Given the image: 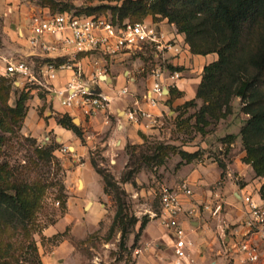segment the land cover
Segmentation results:
<instances>
[{"label":"rangeland","instance_id":"1","mask_svg":"<svg viewBox=\"0 0 264 264\" xmlns=\"http://www.w3.org/2000/svg\"><path fill=\"white\" fill-rule=\"evenodd\" d=\"M109 2L83 0L78 5L87 7ZM47 4L51 2L0 0V82H4L10 90L7 99L0 103V177L11 185L26 186L29 198L40 196L36 219L29 230L14 229L0 220V262L4 260L2 253H8L12 254L9 264H51L52 252L64 244L66 248L60 253H72L69 264H155L154 258L160 264H172L173 255L166 252L167 246L154 243V236L165 232L157 217L160 213L159 189L164 184L179 183L181 170L187 164L208 159L225 166V177L218 186L226 178L232 179L227 175V164L222 153L229 159V135L237 133L234 142L242 140L239 133L248 115L242 111L241 99L236 97L232 100V112L226 116H222L223 108H211L204 117L198 118L200 108L205 104L202 99H197L195 105L172 107L174 112L166 110L161 124L154 127L153 132L145 134V138L140 133V143L129 140L113 154H103L102 149L94 148L86 158L73 161L70 154L58 153L61 142L57 139L58 134L50 131L51 124L58 122L60 116L65 114L57 112L52 93L66 82L62 85L58 81L47 83L41 74L45 61L39 57H34L36 79L24 86L22 83L15 84L4 69L8 60L25 57V50L29 48L20 28L26 36L29 18L49 8ZM102 13L120 21L119 16L111 10ZM150 16L156 23L164 19L159 15ZM55 61L71 65L74 62L68 56L57 57ZM141 62L132 58L126 66L132 71ZM145 62L147 68L141 73L135 72V77L147 76L151 63L148 60ZM104 63L107 64V74H111V59H104ZM107 84L110 85V82ZM107 84L104 89L111 92V86ZM80 138L85 141L83 131ZM240 147L243 148V144ZM183 152L197 153V157L189 161ZM154 153L164 158L162 163L151 160ZM87 160L91 161L94 171H104L113 182L94 199L80 191L83 183L80 185L79 180L68 188L71 172L77 164L81 165ZM99 176L104 184L102 175ZM239 179L232 180L240 185V175ZM118 195L125 203L126 223L112 230ZM67 214V220H63ZM145 218L149 222L141 229V222ZM68 219L70 224L63 226L62 231L51 234V226L66 223ZM218 219L211 218L209 222L215 228L213 237L216 249L222 251L219 257L225 256L226 264H264V245L262 259L257 263H248L241 254L229 250L225 234L230 233L227 224L232 223L228 219ZM123 229H126L125 234ZM157 246L160 257L154 254Z\"/></svg>","mask_w":264,"mask_h":264},{"label":"built area","instance_id":"2","mask_svg":"<svg viewBox=\"0 0 264 264\" xmlns=\"http://www.w3.org/2000/svg\"><path fill=\"white\" fill-rule=\"evenodd\" d=\"M62 1L81 7L78 4L83 0ZM148 17L140 22L129 19L121 22L113 20L110 14L89 15L78 13L76 9L52 12L50 8H45L29 18L27 35L21 34L27 39L29 54L8 60L4 67L5 73L15 80V84L22 83L24 86L32 82L36 79L34 57L45 61L41 74L49 84H54L61 72L70 71L69 79L60 88H55L54 95L60 98L65 108H78L85 118H90L100 112L111 113L115 96L128 95L129 83L135 80V73L127 71L128 84L116 94H111L104 89L106 80L103 78L107 72L102 69L100 60L128 55L143 61L137 67L136 72L139 73L147 68L145 60L150 61L147 75L152 85L145 100L151 107L157 108L163 104V98L170 88L178 87L180 72L170 68L169 58L180 54L183 47L177 39L168 37L152 16ZM62 56L74 60L72 65L55 61ZM85 65H93L96 70L89 72ZM96 89H100V92H95ZM127 116L136 122L147 119L153 127L162 122V115L144 109L139 103L128 110ZM72 151L71 146L62 143L58 153L66 155ZM227 175L236 181L240 180L239 175L230 169ZM194 194V188L187 179L173 186L161 185L159 189L160 213L157 217L162 227L172 233V264H200L191 253L192 242L187 237L180 217L186 215L199 221L206 218L222 219L228 205L221 196L197 203ZM241 199L244 203V218L239 223H228L230 233L225 234V237L229 250L241 254L248 263H257L263 256L260 242H264V202L255 200L252 194H243ZM187 201L191 202L190 207L186 206Z\"/></svg>","mask_w":264,"mask_h":264},{"label":"trees","instance_id":"3","mask_svg":"<svg viewBox=\"0 0 264 264\" xmlns=\"http://www.w3.org/2000/svg\"><path fill=\"white\" fill-rule=\"evenodd\" d=\"M47 1L51 2L47 7L52 12L76 9L78 13L101 15L105 14L102 13L104 10H111L121 22L126 18L140 22L150 15H159L175 24L179 33L186 35L193 54L217 53L219 58L204 68L196 98L182 106L195 105L197 99H202L205 104L200 108L198 118L204 117L211 108H223L222 116H226L232 112V100L240 98L242 111L248 115L239 133L246 151L243 161L253 167L256 176L264 177V0H109V3L87 7H77L66 1ZM170 68L182 70V67ZM9 92V87L1 81V104ZM169 95L172 102L181 93L171 88ZM57 123L81 136L82 128L74 124L68 113L61 115ZM141 136L145 138L144 133ZM237 136L229 135L228 145ZM183 155L189 161L197 157V153L183 152ZM151 160L159 164L164 158L154 153ZM219 164L224 169V164ZM96 171L104 179L105 192L106 186H112L113 182L104 171ZM130 177L128 175V179ZM260 195L264 199V183ZM39 202L38 195L28 197L26 186L11 185L0 177V220L4 224L14 229L29 230L36 219ZM124 206L122 197L118 195L112 230L126 223ZM148 222L145 218L141 229ZM125 231L123 229V234ZM2 255L4 260L0 264H9L12 254Z\"/></svg>","mask_w":264,"mask_h":264},{"label":"crops","instance_id":"4","mask_svg":"<svg viewBox=\"0 0 264 264\" xmlns=\"http://www.w3.org/2000/svg\"><path fill=\"white\" fill-rule=\"evenodd\" d=\"M150 17L151 16L148 18ZM159 25L168 37L177 39L179 44L183 47V51L180 54L171 55L169 58L170 67H182V70L179 71L180 78L177 80L178 87L172 88L181 93V95L170 102L169 90L167 95L163 98V104L157 108H153L145 100V95L152 85L151 78L148 75L145 78H137L134 76L135 80L129 84L130 93L122 97L115 96L111 104V113L106 114L100 112L93 117L85 118L78 108H65L61 104L60 98L52 93L55 106L58 108L57 112L68 113L70 116L80 121V127L82 128L85 140L84 142L72 130L64 128L56 121L54 124H51L50 127V131L58 134L57 139L61 144L64 143L72 147L73 151L70 155L73 156V161L86 158L94 148L102 149L103 154H113L119 148L124 147L129 140L133 143H140L142 141L140 133L149 134L153 132L156 126L153 127L149 125L147 119L136 122L128 118V110L134 108L136 103H139L144 109H148L157 115H162L161 119H163L166 110L174 112L172 111V107L183 105L187 101L196 98L199 85L202 81L204 68L206 65L216 61L219 58L218 54H193L186 42V35L184 33H179L174 24L169 23L168 19L165 18ZM20 33H23L22 28H20ZM29 51L30 50H25V56L29 54ZM131 59L132 58L128 55H119L111 58V74H106L110 79L105 81L106 84L110 82V85H107L111 86V94H116L122 87L128 84L126 77L127 71L136 72L137 67L131 71L128 70L126 66V64L130 63ZM100 63L102 69L107 71V64L104 63L103 60H100ZM122 67L125 68L121 70ZM85 68L89 72L96 70L93 65H85ZM68 79L69 73H65L64 71L60 73L56 81H58V84L62 85ZM240 144L242 146V140L231 143L229 159L222 153L227 164V171L230 169L232 173L242 177V183L240 185H237L228 177L221 186H218L219 181L225 177L223 175L225 170L217 161H212L210 159L204 162L200 161L187 164L184 166L185 169L181 170L180 173L181 180L187 179L192 184L195 191V202H205L215 199L217 196H221L228 205L230 204L226 206L222 219H228L232 224L239 223L244 218V203L241 199L243 194H252L255 200L264 202V199L260 195V189L264 183V178L257 177L253 167L243 161L246 151L244 147H240ZM75 180L81 181V185L83 183V188L80 191L86 195H90L92 199L104 192V184L101 181V177L94 171L90 160L83 162L81 165L77 164V167L69 175L68 188L72 186ZM92 204L94 205L95 201L92 202ZM186 206L190 207L191 202L187 201ZM96 208L97 206H95V209ZM67 218L68 214L62 219L67 220ZM180 220L187 233L188 239L192 242L190 249L191 253L200 264H226V257H219L222 251L218 252L216 249L215 238L213 237V234H216L213 231L215 228H213L212 222H209L211 218L208 219V221H199L197 219L192 220L188 216L182 215ZM219 220L220 219H218V221ZM70 223L71 221H69V219L66 223H57L51 226L49 231L52 230L50 231L51 234L58 233L62 231L63 226L65 227ZM163 229L165 230L163 234L154 236V243H156V245H158L159 242L160 244H165V246H167L166 252L173 255L172 233L165 228ZM260 244L262 246L264 242H260ZM65 248L66 245L63 244L52 252L51 264H69L68 260L72 256V253H60ZM154 254L155 257H160L161 253L158 246L157 250H154ZM154 259L155 264H160L157 258Z\"/></svg>","mask_w":264,"mask_h":264},{"label":"water","instance_id":"5","mask_svg":"<svg viewBox=\"0 0 264 264\" xmlns=\"http://www.w3.org/2000/svg\"><path fill=\"white\" fill-rule=\"evenodd\" d=\"M104 79H105V80H108V79H110V78H109L108 76H104ZM95 92H100V89H96ZM73 120H74V122H75L76 124L80 125V121H79V119H73ZM80 185H81V181H80Z\"/></svg>","mask_w":264,"mask_h":264}]
</instances>
